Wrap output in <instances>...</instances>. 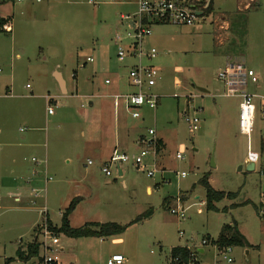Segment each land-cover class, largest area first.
<instances>
[{
	"label": "rangeland",
	"instance_id": "374dc122",
	"mask_svg": "<svg viewBox=\"0 0 264 264\" xmlns=\"http://www.w3.org/2000/svg\"><path fill=\"white\" fill-rule=\"evenodd\" d=\"M134 1L0 3V18L7 16L12 28V32L0 29V96H5L6 86L11 89L9 98H0V185L15 193L0 194V264L16 257L20 245L26 252L36 237L40 242L41 229L35 232V228L47 219L59 226L62 213L80 194L85 198L80 199L69 217L73 227L92 221L128 224L149 208L153 215L129 226L123 233V245H114L109 237L56 234L59 244L55 248L52 239L46 240L52 248L48 254L58 252L66 264H106L114 252H125L130 258L128 264H169L171 245L180 241L195 248L204 238L216 239L222 226L233 220L257 246L233 247L228 254L233 261L229 263L220 255L216 257V245L210 242L203 246L207 253L198 255L197 260H202L199 263L264 264V218L257 212L264 190V119L257 118L249 143L238 127L240 98L226 95L224 81L219 78L231 57L256 72L258 82H250L248 89L264 95V0H213L209 18L193 26L153 25L154 31L145 43L146 47L157 48V57L151 63L161 70L154 88L161 95L156 128L167 144L155 161L159 168H166L163 173L148 177L132 164L133 160L121 163L124 176L114 167L112 176H106L97 164H84L81 155L71 163L56 161L57 154L75 145L72 134L82 128L78 109H82V104L86 106V100L76 96V87L79 85L81 93L92 87L89 77H93L96 68L98 85L103 87L105 79L110 78L105 69L111 59L117 58L115 38L126 37L128 31L121 15L136 11ZM88 57L93 62H87ZM54 69L66 78L68 94H63L64 86L61 88L58 83ZM48 95L57 100L56 106L51 104L53 115L46 113ZM190 95L196 97L188 103ZM198 108H203L197 114L200 128L191 132L184 112L193 115ZM134 121L149 136L153 123ZM36 128L42 144L39 150L47 145L53 151L54 164L47 168V175L53 180L47 184L45 165L32 160V156L40 159L39 154L18 144ZM182 144L184 159L180 160L176 155ZM138 147L135 145L128 152L132 158L138 154ZM249 149L261 154L256 170H248L244 161ZM152 160L150 156L148 161ZM18 167L25 169L27 177L20 178L15 172ZM33 168L41 171V181L34 186L36 198L31 193L33 184L26 183ZM182 171L188 175L179 176ZM204 174L209 175L216 190L238 192V196L216 202L218 209L208 210L203 203L206 191L200 184ZM148 186L151 192L147 191ZM19 194L21 202H16L13 196ZM178 197L186 198L184 220L171 213L181 204ZM180 232L184 236L180 237ZM44 253L40 247L39 256L12 263L44 264L39 258Z\"/></svg>",
	"mask_w": 264,
	"mask_h": 264
},
{
	"label": "built area",
	"instance_id": "2783aa9c",
	"mask_svg": "<svg viewBox=\"0 0 264 264\" xmlns=\"http://www.w3.org/2000/svg\"><path fill=\"white\" fill-rule=\"evenodd\" d=\"M23 1V0H17ZM41 2V0H36ZM213 0H136V11L128 14H122L121 19L127 26L126 37L117 35L115 42L117 45V57L120 61H123L129 57H135L138 62L131 66L128 71V79L130 85L134 88L133 92L116 95L124 100L125 106L133 118H139L143 107L150 108L152 110L157 109L161 95L154 91V87L160 78V68L151 63V61L157 57L158 50L155 46L146 47V40L152 35L153 25L158 23H173V24H185L193 26L208 17L207 9ZM210 14V13H209ZM10 31V30H8ZM143 59H146L147 63H143ZM87 62H93L92 57L87 58ZM1 72V68H0ZM219 78L224 81L226 87V95L238 96L239 102V120L238 127L241 134L248 137L249 143L254 132L257 118L264 119V95L255 94L249 91V83H257L258 76L256 72L249 68L244 62H239L236 59L229 61L224 70L219 72ZM108 83L109 80H106ZM193 95L188 98L191 100ZM47 112L52 114L54 112V106L50 104L51 96H47ZM202 112L201 108L196 109L193 115H190L188 111L184 112V117L188 123L189 130L195 132L200 128V117L197 115ZM149 136H143L138 140L139 152L132 158L128 153L115 152L107 163L102 166V171L106 176H112L113 167H119L122 162H129L133 160L134 165L144 172L148 177L154 176L157 172H164L165 169L159 168L155 161L158 154V137L156 136L155 129L150 128L148 130ZM262 141H264V130H262ZM184 146H181L177 152L176 157L180 160L184 159ZM152 157V162L148 161L149 157ZM36 163L37 158H32ZM247 160L250 163L258 164L261 160V154L249 149L247 153ZM89 163H92L89 161ZM264 171V167L262 168ZM262 171V173H263ZM181 177H186L188 174L185 171L178 173ZM48 180H52L49 177ZM16 200L20 198L16 196ZM181 203L176 208L171 209V213L178 216L179 219L184 220L187 218V209L181 197L177 198ZM258 215L264 218V190L262 197L257 207ZM41 230L39 236L42 240L39 242L40 247L44 249L45 253L44 264L56 263L55 255L48 254V251H52L49 245H46V240L52 239V244L55 248L58 247L59 239L56 237L48 226L47 221H44L40 225ZM183 236L184 233L180 232ZM200 244H197L195 248H189L190 254L188 260H184L182 256H171L170 264H198L197 257L199 255V248L204 245H208L210 241L204 238ZM233 251V246H225L218 248V253L227 262L233 261L231 256H228ZM106 264H128V258L123 254H113L106 262Z\"/></svg>",
	"mask_w": 264,
	"mask_h": 264
},
{
	"label": "crops",
	"instance_id": "0c3cea01",
	"mask_svg": "<svg viewBox=\"0 0 264 264\" xmlns=\"http://www.w3.org/2000/svg\"><path fill=\"white\" fill-rule=\"evenodd\" d=\"M18 2H21V1H18ZM41 2H42V0H41ZM135 2H136V0L133 3H135ZM135 5H136V3H135ZM1 18L7 19L8 17L7 16H5V17L1 16ZM8 22H9V20L7 19L6 26H5L6 32L8 30H10L12 32L11 25ZM17 57H19V54H17ZM232 60H233V58L230 57L228 59L227 63L229 61H232ZM142 61H143V63H147L146 59H143ZM137 62H138V59L135 57H129L123 61H120L118 59V57L116 58V56H115V59H113V60L111 59V61L107 65V69H105V71L110 74V78L105 79V81H104L105 85L103 87H101V85L97 84V80H96L97 79L96 77L98 74L97 68L93 69V73H92V74H94L93 77L92 76L89 77V80H91V83H92V87H90L87 91H85L83 93H81L82 91L80 90L79 85L76 87L77 88L76 89V92H77L76 96H79V97L86 100V106L84 107V105L82 104V106H81L82 109H80V110L78 109V111H80V119L81 118L83 119L82 120V128H80V130H75L72 134L73 137L75 138V142H76L75 145H73L70 148H67L66 150H62L59 154H57L56 161H59V159H61L64 161H68V163H71L73 158L79 159L80 155H81V157L84 161L83 162L84 164L85 163L87 165L97 164V166L101 167V171H102L103 164L107 163V161L110 160V158L112 157V155L115 152L128 153L131 148H133L135 145H138V140L141 137L147 136L146 133H143L140 131V128L138 126V125H140V123H135L134 120H139V121L149 120V121H151L153 123V126L151 128L155 129L156 136L158 137V139H160L162 141V149L166 146L167 139L156 128V125L158 123L157 109H158L159 105H158L157 109H155V110H152V109L147 108V107H143L142 109H140L141 116L139 118H133L131 116V114L129 113V111L127 110L123 98L116 96V95H124V94H127V93L134 91V88L130 85V82L128 79V71H129L130 67L135 65ZM53 74L55 75V77H56V79L60 85H61V83L58 80L57 75L61 78V80L63 82V86H64V91L62 89V92H63V94H68L69 93L68 82H67L66 78L64 77V75L62 74V72H60L59 69L58 70L54 69ZM74 78L77 79V75H75ZM106 80H109V82L107 83ZM108 85H110V86H108ZM6 88L7 89L4 91L5 96H0V98H9L10 97V96H8L9 95L8 92H11V89L9 88V86H6ZM61 88H62V85H61ZM199 90H200V88H199ZM201 92H203V91H201ZM204 92H207V91H204ZM195 97L196 96L193 95L192 99L189 100V102H192ZM52 103L55 106L57 105V100L51 96L50 104H52ZM159 104H160V100H159ZM201 109L203 110V108H201ZM46 113H48V112H46ZM54 113L55 112H53L52 114H49V115H53ZM124 114H127V116L125 117ZM132 119H134V120H132ZM31 130H34L33 134L24 137V141L22 143L18 142V144L23 149L26 147L27 149H31L35 153L39 154L40 159L37 157L36 158H37V161L39 160L38 164L43 163L45 165L44 172L46 175L44 177V180H45V183L47 184V182L53 180V178H52V180H48V178L51 176L47 175V168H49L51 164H54L53 151L50 148H48L47 145L45 146L46 148L44 150L40 151L39 148L41 147L42 144L39 142V139H38V133L37 132L39 131V129L36 128V129H31ZM0 135H1V131H0ZM79 138H80L81 144L79 142ZM263 143H264V141H263ZM181 146H183V144ZM138 149H139V147H138ZM76 153L78 154L77 157H75ZM62 154H64V155H62ZM158 154H157V156H158ZM59 155H61L62 157L60 156V158H59ZM33 157L35 158V156H32V158ZM89 161H91L92 163H89ZM244 161L246 162V166L248 167L250 165V162L247 160V156L244 158ZM256 167H257V164H254L253 170H256ZM263 167L264 166L262 165V168ZM114 169H116L118 171V174L120 176H124L125 170H124V167L122 164H120L119 167H114ZM163 169L166 170V168H163ZM24 171H25V169L23 167H18V169L15 170V172H18V174L21 175L20 178H23L25 176L27 177V175H26V173H24ZM40 175H41V171L33 168L31 174L28 175L27 179H29V180L26 181L27 184H33V187L31 186V188H32L31 193L32 192L34 193L33 196L35 198L37 197V195H36V189L34 188V186L36 185V183L37 184L40 183V181H41ZM92 176H93V172L90 173V177H92ZM123 184L126 187V185H127L126 182H123ZM8 189H9L8 186H1L0 185V194L2 191H4V193L7 192L9 196L15 194L14 192H12L10 190L8 191ZM25 189H26V187H25ZM263 189H264V186H263ZM147 191L148 192L152 191L150 186L147 187ZM87 192H89V190ZM31 193H30V195H31ZM237 196H238V194L234 198H236ZM17 197H19L20 199L16 200L17 199L16 196H13L14 200L16 202H21V198H22L21 195L19 194ZM77 197H79L81 200L83 198H85V196H83L82 194L78 195ZM234 198H232V199H234ZM184 199H186V198L182 197L183 201H184ZM31 201L34 202L35 200L33 199ZM203 203L207 204L206 203V197H205V201H203ZM236 205L237 204H232V207L236 206ZM224 209H227V206L225 208H223V210ZM233 221H235V220H233ZM233 221H231V223H227V224L233 225V223H234ZM236 224H237V222H236ZM237 227L240 230V232L242 234H244L245 237L248 239L249 243L251 244V247H256L257 246L256 243L254 242L253 239H251V237L249 236L247 231L240 228V226L238 224H237ZM220 231H221V229H220ZM220 231H219V233H220ZM219 233H218V235H219ZM218 235H217V237H218ZM180 237H182V236L180 235ZM109 238H111L112 243L114 245H123L125 243L124 238H123V234L117 235V236H112ZM212 240H215V239H212ZM210 242H211V240H210ZM175 247H186L188 249L189 248L192 249V246L188 245V243L187 244L180 243V241L174 245H171L170 256L168 259L169 264H170V258H171V251ZM215 247L217 248V251H218V247L217 246H215ZM22 250H24V249L22 248ZM116 253L123 254L126 258H128V262H130L129 261L130 258L125 255V252H114L108 256L107 260L113 254H116ZM206 253H207V250L205 247L199 248V254L205 255ZM217 255L219 256L218 252L216 254V257H217ZM12 258H15V257H12ZM55 259L57 261L56 264H66L64 262V260L62 259L61 254H59L58 252L55 254ZM15 261H19V260L15 259L13 262H15ZM201 261L202 260L198 261V264H201V263H199ZM11 264H13V263H11Z\"/></svg>",
	"mask_w": 264,
	"mask_h": 264
},
{
	"label": "trees",
	"instance_id": "16d2710c",
	"mask_svg": "<svg viewBox=\"0 0 264 264\" xmlns=\"http://www.w3.org/2000/svg\"><path fill=\"white\" fill-rule=\"evenodd\" d=\"M4 2V0H0V3ZM213 1L210 3L207 13H211L213 11ZM6 21L5 18H0V29L3 31H6ZM75 77V74H74ZM162 149V141L158 139V153ZM200 184L205 188L206 194V208L208 210H217V207L215 205L216 202H219L225 198H234L238 192H225L221 190H216L209 182V175L204 174L202 178L200 179ZM80 198H75V200H72L69 206L65 209V211L62 213V220L61 224L59 226L53 224L49 219H47V223L49 226V229L54 234H64L67 237L72 238H82V237H112L123 234L126 229L131 226L134 223H138L144 219L149 218L152 213L153 209L149 208L145 212L138 215L133 221H131L128 224H121L118 222H88L80 227H73L70 224V215L75 210L77 204L79 203ZM166 202V200H165ZM164 202V203H165ZM226 210V209H224ZM233 225L231 224H225L222 226L221 231L218 235V237L215 240H211V242L216 245L218 248H223L227 246H240L244 248H250L251 244L249 243L248 239L245 237L244 234L240 232V230L237 227V224L235 221H233ZM41 229V227L38 225L35 228L36 230ZM209 240V241H210ZM40 252V243L38 242L37 237L28 244L25 250H22L21 247L17 249L16 257L15 258H7L5 260V264H11L15 259L22 260L24 262L29 261L34 256H39ZM190 251L186 247H175L171 251V256L180 255L184 260H188ZM40 261L44 262V257L40 256ZM53 264H56L53 262Z\"/></svg>",
	"mask_w": 264,
	"mask_h": 264
},
{
	"label": "water",
	"instance_id": "95a60500",
	"mask_svg": "<svg viewBox=\"0 0 264 264\" xmlns=\"http://www.w3.org/2000/svg\"><path fill=\"white\" fill-rule=\"evenodd\" d=\"M57 77H58V80L60 81L61 85L63 86V82H62L61 78L58 75H57ZM200 90L203 91V92L207 91L204 88H200ZM247 169L248 170H253L254 169V163H250V165L247 167Z\"/></svg>",
	"mask_w": 264,
	"mask_h": 264
}]
</instances>
